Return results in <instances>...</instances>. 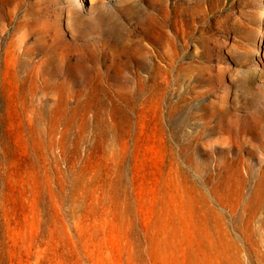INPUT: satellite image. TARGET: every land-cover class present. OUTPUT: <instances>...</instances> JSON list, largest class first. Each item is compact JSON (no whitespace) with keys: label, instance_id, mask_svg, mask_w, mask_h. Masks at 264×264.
<instances>
[{"label":"rangeland","instance_id":"rangeland-1","mask_svg":"<svg viewBox=\"0 0 264 264\" xmlns=\"http://www.w3.org/2000/svg\"><path fill=\"white\" fill-rule=\"evenodd\" d=\"M0 264H264V0H0Z\"/></svg>","mask_w":264,"mask_h":264},{"label":"bare ground","instance_id":"bare-ground-1","mask_svg":"<svg viewBox=\"0 0 264 264\" xmlns=\"http://www.w3.org/2000/svg\"><path fill=\"white\" fill-rule=\"evenodd\" d=\"M164 17V16H163ZM163 21H165L164 19H163ZM261 115H263V114H261Z\"/></svg>","mask_w":264,"mask_h":264}]
</instances>
